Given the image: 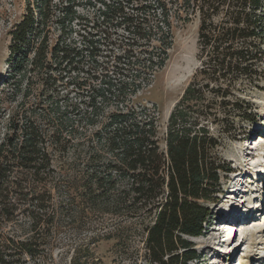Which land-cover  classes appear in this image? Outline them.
<instances>
[{"label":"trees","instance_id":"trees-1","mask_svg":"<svg viewBox=\"0 0 264 264\" xmlns=\"http://www.w3.org/2000/svg\"><path fill=\"white\" fill-rule=\"evenodd\" d=\"M124 1L137 9L151 7L146 0ZM154 1L168 25L166 31L159 29L165 54L172 45L167 6L177 4L176 16L182 21L189 12L200 19V66L170 113L162 137L155 109L142 118L133 108L105 116L97 99L106 100L113 90L84 80L81 53L66 43L71 22L82 24L85 19L75 10V0L66 6L29 0L12 26L8 78L2 84L13 86L15 104L22 110L9 117L8 133L0 142V264L47 263L56 235L69 225L63 219L69 217L64 202L54 198L61 181L68 203L77 210L71 222L91 229L100 219L70 264H106L93 257V247L113 240L114 247L125 249L138 228L144 231L151 264L202 261L194 239L207 235L214 220L212 204L219 201L223 179L233 171L213 127L227 107L251 123L258 118L246 92L259 88L264 79V0ZM113 2L117 5L108 6L104 19L118 16L133 23L134 34L155 35L141 29L146 19L136 23L138 16L122 14V1ZM57 9L62 11L56 16L60 34L53 39L49 22ZM69 71L74 75L67 79ZM34 83L39 86L38 103L30 101ZM67 86L79 91L89 87L88 100L81 101L84 111L62 93ZM126 92L123 85L118 94ZM55 154L73 159H55ZM57 162L69 165L61 179L55 175ZM82 163L83 169H76ZM21 203L28 205L30 218L23 240L16 228Z\"/></svg>","mask_w":264,"mask_h":264},{"label":"rangeland","instance_id":"rangeland-1","mask_svg":"<svg viewBox=\"0 0 264 264\" xmlns=\"http://www.w3.org/2000/svg\"><path fill=\"white\" fill-rule=\"evenodd\" d=\"M28 1L29 0H0V142L4 139L6 133H8L9 117H11L14 112L22 110V108L15 104L17 100L15 101L13 97V86L11 84H2V79L8 78L6 71H8L9 32L14 23L25 13ZM54 1L58 6H66L71 2V0H63L62 2L58 0ZM88 1L89 0H75V9L78 13L84 15L86 20L89 22L97 21L100 29H107V31L112 34L109 39H105L104 36H101L100 45H106L107 42L120 43L121 45L125 43L139 44V42H143V36L141 37L140 34L135 35L125 31L122 25L114 27L111 24L103 23L100 18V7L102 3L98 0H91V3ZM105 1L111 5H117L113 0ZM120 1H122V4L126 3L124 0ZM146 3L147 5H151L149 11L142 12L133 7L134 11L132 10L130 13L138 15V21H141L142 18L146 19V27H150L152 33L155 34L154 39L150 41H152L153 44L156 43L157 47H159V29L161 28L166 31L168 25L163 20L161 8L155 1L146 0ZM167 8L171 25V37L169 40L172 42V45L167 51L168 54L163 52L164 44L161 46V51H155L156 55L158 52H161L162 67L156 75L153 85L144 95L136 98L129 89H127L124 95L118 94L120 93V88L123 87V79H128V76L123 75L124 73L110 72V74H106L104 70L94 69V71H92L96 73L97 78L94 79V82L90 79L87 81H91L97 88L108 90V92L113 90L111 94H108L106 100H102L100 97L97 99L104 107L105 116L110 112L128 111L133 108L137 113V117L142 118L144 116L142 113L151 114L153 109H155L156 114L154 115L157 119L160 137H162L166 131L170 113L200 66V61L198 59L199 16L189 12L188 16L182 21L176 16V12H178L179 8L177 4H169ZM181 12L183 13V10H181ZM61 14L62 11L57 9L49 22L52 33L51 37L53 39L60 34L59 27L56 24V16H60ZM83 23L84 26L76 25L75 28L86 37H89L92 35L88 34L89 31H92L89 29L91 26L85 28L86 24L85 22ZM75 42L78 43L77 40H75ZM66 43L69 44L68 39ZM139 48L140 46H138V49ZM102 49L107 48L102 47ZM113 49L114 50L111 52L112 55L122 51V47L118 46H114ZM85 65L86 63H84V66ZM101 65L106 66L104 62H101ZM70 75L73 76L74 74L72 72L68 74L66 76L67 79H70ZM85 76L87 75L81 74V77ZM33 81L36 82V79L33 78ZM38 88V84L36 85L34 83L30 95V101L33 103H38L39 101L36 98ZM88 90L89 87L79 91L72 86H67L62 89V93L67 95L71 102L77 103L80 109L84 111L86 109V104L81 101L82 99L85 101L88 100ZM246 94L249 95L256 109L258 115L257 122L251 123L246 120L240 112L234 110L232 107H227L223 110L225 112L220 114L218 124L213 127L216 134L223 141V147L221 149L222 155L231 163L233 171L223 179L222 187L224 191L220 194L219 201L212 204L214 220L207 235L194 239L199 251L203 254L202 261L195 262V264H217L215 261L223 262L224 264H258L264 260V233L258 232L260 229H264V222L261 220H259L260 224L257 220L255 221V223L257 222L260 226L251 224L243 235L236 236L235 244L232 246L234 247L237 245L236 253L233 254L234 252L231 250L232 248H230V253L233 252V255L229 254L227 251L222 252L219 250L220 245L225 247L224 250H228V244L223 242L224 238L228 237V233L223 232V229L226 227L221 226L222 230L216 234L214 232V229H217L216 224L218 221L227 217L226 213L230 211L232 207L244 209L245 206H248V202L258 201L260 210L264 208V178L260 177L259 182L256 180L259 175V170H262V168L263 171H261V175L264 174V143L261 142V136H264V79L261 81L259 88H250L249 92H246ZM28 105L29 104H27L26 107H28ZM34 106L36 107V105ZM161 144L164 145L163 142ZM58 158L66 161L72 160L73 156L55 154V159ZM108 159H110V157L106 156L104 161L108 162ZM55 165L56 177L60 176L59 179L65 177L69 165L59 162ZM249 166H251V168H249ZM83 167L84 164L82 163L79 164L78 167L76 166V169H83ZM63 185L64 182L61 181L56 186L54 198L57 201L64 202V211L65 213H69L70 217L75 215L77 210L68 203V195ZM50 186L52 187L53 185ZM236 188L238 192L235 195V201H233L230 199V195ZM245 194H247L246 205H244L245 200H241L244 198L243 195ZM27 206V204L21 203L18 210L16 228L21 240L27 236L30 223L29 214L26 211ZM256 206L254 210L251 209V212H249L250 216L254 219L256 218L255 215L259 212L255 211V209H257ZM69 217L67 218V216H65V218H63L69 225L56 235L57 242L52 245L45 256V260L47 261L46 264H70L72 257L75 255V249L79 244L88 240V237L98 229V223L100 222V219L96 218V220L92 222V228L85 229L83 226L80 227L78 222H71ZM244 220L245 219H243V221ZM239 222L241 221L234 223L237 225ZM253 225L255 227H253ZM133 234L131 245L122 250L114 247L113 240L102 241L94 247L91 245L93 247V257L100 258L106 264H151L145 256L143 244L144 231L142 228H138ZM241 239L244 241L240 247L239 241ZM229 255L233 256L232 260H230ZM30 264L34 263L30 260Z\"/></svg>","mask_w":264,"mask_h":264},{"label":"built area","instance_id":"built-area-1","mask_svg":"<svg viewBox=\"0 0 264 264\" xmlns=\"http://www.w3.org/2000/svg\"><path fill=\"white\" fill-rule=\"evenodd\" d=\"M109 5L111 4L109 3L101 4L100 18L102 19V22L105 24H111L114 27H119L120 25H122L124 26L125 31L134 34L132 32L135 27L133 23L132 24L126 23L123 20V18L118 16L116 17L117 19L114 18L112 21L104 19L101 16L102 13L107 11ZM118 7L121 8L123 15H133L132 13H130V11L132 10L134 11L133 4L131 5V3L130 4L125 3L119 5ZM137 10L145 12V11H149L150 9H137ZM134 16H138V15H134ZM118 18L120 21L118 20ZM83 22H85L86 24L85 28L91 26L89 27V29L92 30L93 32L92 31L88 32V34H92L89 37H86L75 28L76 25L84 26ZM137 22H142V20L141 21L136 20V23ZM140 26L143 32L150 30V27H146V24L141 23ZM68 30H70L71 32L69 33L68 36L65 37V39L69 40V45L72 46L74 45L78 47V50L80 51L82 56L81 74L87 75L83 77V79L84 78L88 80L90 79L92 82H94V79L97 78L96 73L93 72L94 69L104 70L106 74H110V72L124 73L123 75L128 76V79L127 80L123 79L124 81L122 82V84L125 85L126 91L127 89H129L131 92H133L136 98L138 96L144 95L153 85L154 79L158 74L160 68L162 67V58L160 57L161 52H158L157 55L155 54V51L162 50L161 46L163 44V41L160 37V34L158 35V40L160 42L159 47H157L156 43L153 44L152 41H150L154 39L155 37L154 35L149 36V35H145L144 33L142 35L143 37L141 36L143 42L142 43L139 42V44L125 43L121 45L120 43L107 42L106 45L105 44L100 45V40L102 38L101 36H104L105 39H109L112 34L109 33L107 29L106 30L100 29L99 25L97 24V21L89 22L88 20H86V17L82 21V24H78L77 20L72 21ZM90 39L93 40L92 44L89 41ZM75 40H77L78 43H76ZM114 46L122 47V51L120 53L112 55L111 52L114 50L113 49ZM138 46H140L139 49ZM102 47H105L107 49H102ZM163 50H165L164 47ZM101 62H104L106 66L101 65ZM84 63H86L85 66ZM109 81L112 82L111 80Z\"/></svg>","mask_w":264,"mask_h":264},{"label":"bare ground","instance_id":"bare-ground-1","mask_svg":"<svg viewBox=\"0 0 264 264\" xmlns=\"http://www.w3.org/2000/svg\"><path fill=\"white\" fill-rule=\"evenodd\" d=\"M261 142H263L264 143V136H261ZM253 166V165H252ZM261 166H263V165H261ZM249 168H251V166H249ZM260 168V167H259ZM261 171H263V168H262V170H259V175H258V177H257V179L256 180H258V182H259V180H260V177H262V178H264V174L263 175H261ZM238 192V189L236 188L235 190H233V193H231V195H230V199H232L233 201H235V195H236V193ZM229 197V196H228ZM243 199H241V200H245L244 201V205H246V202H247V194H245V195H243ZM243 203V202H242ZM241 205V204H240ZM256 205H258V201H256V202H251V203H249L248 202V206H245L244 207V209L243 210H240V207H238V209H236V207H232V209L230 210V212L232 213H234V212H241V211H243V214H241V217L240 216H237V215H235V216H233V217H230V216H228V217H224V218H222L220 221H218V223L216 224L217 225V229H214V232H215V234L216 233H218L220 230H222V228H221V226H224V227H226L228 230H230L229 231V234H228V237L227 238H224V241L223 242H225V241H229L233 236V232H235V234H234V237L235 236H237V232H239V230H247V228L251 225V224H254L255 226L257 225H259L260 224V222H259V219L257 218V215H255L256 216V219H251V220H249L252 216H247L248 215V213L249 212H251V209H253L254 210V208H255V206ZM259 206V205H258ZM231 207V206H230ZM229 207V208H230ZM256 211H258V209H255ZM256 213V212H255ZM227 215H229V214H227ZM246 217V218H245ZM243 218H245V220L243 221ZM257 220V222H259V224H257V222L255 223V221ZM238 221H241V222H239V224H235L234 222H238ZM253 225V227H255ZM238 226H240V228L238 229L237 227ZM260 226V225H259ZM259 233H264V229H260L259 231H258ZM222 233V232H221ZM244 241V240H243ZM243 241L240 243V247H241V245L243 244ZM235 244V241H233L231 244H228L227 246H229L230 248H232L231 250H233V254H235L236 253V246H234V247H232L233 245ZM221 247H222V245H221ZM239 247V246H238ZM230 248H229V251H228V253L229 254H232V253H230L231 252V250H230ZM225 249V247H223L222 249H220L219 248V250L220 251H222V252H225V251H227V249L226 250H224ZM232 254V255H233ZM232 255H229L230 256V260H232ZM217 264H224L223 262L221 263V262H217V261H215ZM258 264H264V260L262 261V262H259Z\"/></svg>","mask_w":264,"mask_h":264}]
</instances>
